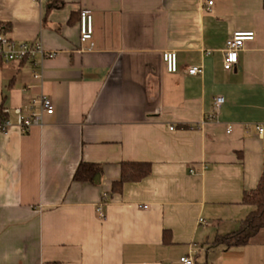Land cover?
<instances>
[{
	"label": "crops",
	"instance_id": "0c3cea01",
	"mask_svg": "<svg viewBox=\"0 0 264 264\" xmlns=\"http://www.w3.org/2000/svg\"><path fill=\"white\" fill-rule=\"evenodd\" d=\"M206 2L0 0V33L56 53L0 62L12 123L0 132V264H264V228L245 245L213 244L251 211L244 192L264 186V0ZM249 31L226 69L227 39ZM41 95L55 111L23 131L16 109L39 112ZM81 161L101 166L94 182L73 179ZM124 161L151 173L108 197Z\"/></svg>",
	"mask_w": 264,
	"mask_h": 264
},
{
	"label": "built area",
	"instance_id": "2783aa9c",
	"mask_svg": "<svg viewBox=\"0 0 264 264\" xmlns=\"http://www.w3.org/2000/svg\"><path fill=\"white\" fill-rule=\"evenodd\" d=\"M214 0H207V9L213 5ZM93 16L88 10H81L80 12V43L82 50H91L94 47L92 41L93 38ZM255 33L249 32H235L226 41V47L224 52V67L226 69H232L238 61L239 51L243 48L245 41L253 40ZM88 43L89 45L85 46ZM54 51H49L44 48L40 41H18L12 37H9L3 33H0V61H30L35 63L37 57L40 58H52L55 57ZM163 60L166 64L167 71L170 73H176L178 71L177 54L175 51H166L163 53ZM264 61V53H263ZM187 72L189 74H199L202 72L200 66L188 67ZM35 78H40V72H33ZM262 82L264 83V73L262 76ZM224 97L218 95L214 98L213 110L208 115L209 120H214L219 113L221 105L224 103ZM40 105L39 112H32L30 115L22 114L20 108L16 109L18 115L17 124L23 131L29 130L32 125L39 124L41 122L42 114H53L55 111V105L51 97L47 95H41L38 101ZM12 126L11 121L7 118L0 122V132H7ZM257 130L259 133L264 131L262 125H258ZM173 129V127H171ZM230 130V127H229ZM97 213L100 218L105 219V214L100 206L97 207ZM181 261L185 264H194V261L189 256H184Z\"/></svg>",
	"mask_w": 264,
	"mask_h": 264
},
{
	"label": "trees",
	"instance_id": "16d2710c",
	"mask_svg": "<svg viewBox=\"0 0 264 264\" xmlns=\"http://www.w3.org/2000/svg\"><path fill=\"white\" fill-rule=\"evenodd\" d=\"M5 119H7V114L0 107V122ZM101 173L102 168L99 164L81 161L74 173L73 179L75 181L94 182L95 176ZM150 173L151 164L149 162H122L120 177L113 183L112 189L108 192L107 196L109 197L113 193L120 192L126 182L139 181ZM107 199L104 197V200L107 201ZM243 203L250 205L252 209L244 217L240 227L232 232L217 235L213 241L214 245L224 247L245 245L264 228V186L262 182L255 189L244 192ZM48 264L59 263L49 262Z\"/></svg>",
	"mask_w": 264,
	"mask_h": 264
},
{
	"label": "water",
	"instance_id": "95a60500",
	"mask_svg": "<svg viewBox=\"0 0 264 264\" xmlns=\"http://www.w3.org/2000/svg\"><path fill=\"white\" fill-rule=\"evenodd\" d=\"M99 176H96V179L98 178Z\"/></svg>",
	"mask_w": 264,
	"mask_h": 264
}]
</instances>
